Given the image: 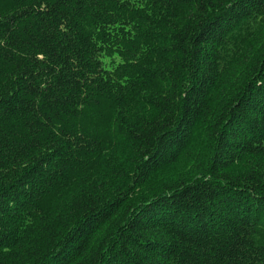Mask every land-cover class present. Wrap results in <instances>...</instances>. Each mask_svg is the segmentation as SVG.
Segmentation results:
<instances>
[{
    "label": "trees",
    "instance_id": "1",
    "mask_svg": "<svg viewBox=\"0 0 264 264\" xmlns=\"http://www.w3.org/2000/svg\"><path fill=\"white\" fill-rule=\"evenodd\" d=\"M0 264H264V0H0Z\"/></svg>",
    "mask_w": 264,
    "mask_h": 264
}]
</instances>
